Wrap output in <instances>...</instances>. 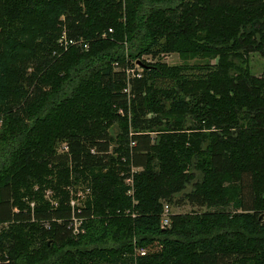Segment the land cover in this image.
<instances>
[{"label": "trees", "instance_id": "1", "mask_svg": "<svg viewBox=\"0 0 264 264\" xmlns=\"http://www.w3.org/2000/svg\"><path fill=\"white\" fill-rule=\"evenodd\" d=\"M0 264H264V0H0Z\"/></svg>", "mask_w": 264, "mask_h": 264}, {"label": "rangeland", "instance_id": "2", "mask_svg": "<svg viewBox=\"0 0 264 264\" xmlns=\"http://www.w3.org/2000/svg\"><path fill=\"white\" fill-rule=\"evenodd\" d=\"M192 60L188 61L191 62ZM168 65H173V63H177L178 62V58H176L175 55H168L166 57V61H165ZM263 65V59L260 58L259 55H257L256 53L249 56L248 58V66H250V70H251V74H253L254 76L258 75V73L261 71L262 66ZM113 129V126L112 128ZM189 187L186 188V190H188ZM195 209V208H193ZM191 207L187 206L186 204L181 205L179 208H173L171 209V211L173 213H184L187 212L189 213L190 211L193 210Z\"/></svg>", "mask_w": 264, "mask_h": 264}, {"label": "built area", "instance_id": "3", "mask_svg": "<svg viewBox=\"0 0 264 264\" xmlns=\"http://www.w3.org/2000/svg\"><path fill=\"white\" fill-rule=\"evenodd\" d=\"M166 208V207H165ZM162 224L165 225L166 224V220L163 219Z\"/></svg>", "mask_w": 264, "mask_h": 264}]
</instances>
